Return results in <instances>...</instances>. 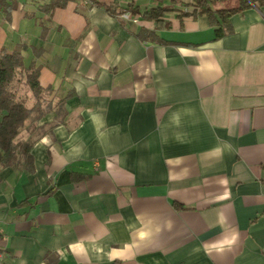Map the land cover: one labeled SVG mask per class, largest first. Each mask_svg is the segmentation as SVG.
Segmentation results:
<instances>
[{
    "label": "crops",
    "instance_id": "1",
    "mask_svg": "<svg viewBox=\"0 0 264 264\" xmlns=\"http://www.w3.org/2000/svg\"><path fill=\"white\" fill-rule=\"evenodd\" d=\"M49 1L0 20L42 90L32 170L0 168V264H264V0L218 38L119 15L192 0Z\"/></svg>",
    "mask_w": 264,
    "mask_h": 264
},
{
    "label": "trees",
    "instance_id": "2",
    "mask_svg": "<svg viewBox=\"0 0 264 264\" xmlns=\"http://www.w3.org/2000/svg\"><path fill=\"white\" fill-rule=\"evenodd\" d=\"M70 1L74 0H50L49 6L64 7ZM253 1L238 0L239 3L236 7L214 8L213 3L208 0H192L186 4V10L171 5H158L140 11L136 6L129 4L121 10L119 15L129 13L132 18L139 15L141 18L151 21L155 29L168 27L165 18L171 13L178 17L206 15L215 27V38H218L228 32L229 18ZM92 2L96 4L95 0ZM138 35L160 43L166 42L157 38L153 31L142 30ZM23 72H25V82L36 100V105L31 108L26 106L23 97L16 95L13 88V83L18 81L17 77ZM37 78V68H24L20 50L0 51V168L11 166L32 170V157L29 155L30 143L22 141L19 134L31 112L39 111L38 103L42 97V90Z\"/></svg>",
    "mask_w": 264,
    "mask_h": 264
},
{
    "label": "rangeland",
    "instance_id": "3",
    "mask_svg": "<svg viewBox=\"0 0 264 264\" xmlns=\"http://www.w3.org/2000/svg\"><path fill=\"white\" fill-rule=\"evenodd\" d=\"M42 1L43 0H0V20L2 18L6 20L9 15H12V10H15V13L19 14L20 11L28 10V5H38ZM18 77H20V75ZM20 81L21 80L18 79V81L13 83V88L21 97H25L26 89L29 91L30 88L28 86L26 87V85Z\"/></svg>",
    "mask_w": 264,
    "mask_h": 264
},
{
    "label": "built area",
    "instance_id": "4",
    "mask_svg": "<svg viewBox=\"0 0 264 264\" xmlns=\"http://www.w3.org/2000/svg\"><path fill=\"white\" fill-rule=\"evenodd\" d=\"M82 1L84 3H86V4H92L93 3L92 0H82ZM121 16L125 17L127 19H131L132 18L129 13H123V14H121ZM134 21H135V19H134ZM4 255H5L4 251L2 249H0V259H2L4 257Z\"/></svg>",
    "mask_w": 264,
    "mask_h": 264
}]
</instances>
